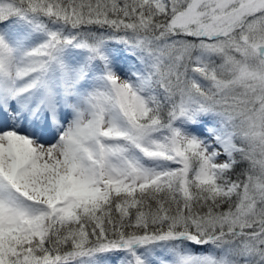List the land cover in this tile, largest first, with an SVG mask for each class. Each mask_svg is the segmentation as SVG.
Returning a JSON list of instances; mask_svg holds the SVG:
<instances>
[{"label":"snow or ice","instance_id":"snow-or-ice-1","mask_svg":"<svg viewBox=\"0 0 264 264\" xmlns=\"http://www.w3.org/2000/svg\"><path fill=\"white\" fill-rule=\"evenodd\" d=\"M0 264H264V0H0Z\"/></svg>","mask_w":264,"mask_h":264}]
</instances>
